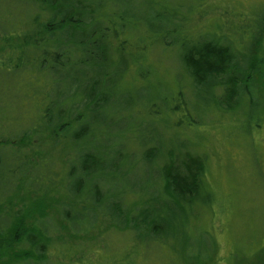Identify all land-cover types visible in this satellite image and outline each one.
<instances>
[{"label":"trees","instance_id":"16d2710c","mask_svg":"<svg viewBox=\"0 0 264 264\" xmlns=\"http://www.w3.org/2000/svg\"><path fill=\"white\" fill-rule=\"evenodd\" d=\"M20 1L34 8L30 20L24 19L14 29L9 18L13 16L15 0H0V43L6 45L1 49H6L7 55L11 53L6 68H0V79L13 84L26 83L28 77L18 71L34 67L51 71L60 81L55 93L41 97L27 95L24 99L26 106L38 107L39 120L26 126L18 140L21 153L16 156L28 168L7 195V203L0 205V264H67L84 247L71 242V254L65 255L63 247L68 241L63 232L71 233L73 238L86 235L100 220H106L111 230H131L152 241L173 235L170 230L180 225L186 228L191 213H198L195 202L203 200L206 191L202 153L181 147L179 154L176 149H169L160 159L159 146H144L141 150L133 147L125 126L116 120L119 115L106 112L114 98L118 100L122 95L118 83L122 73L117 71L115 79L112 72L115 67L119 70V59L128 61L126 41L117 47L109 35V30L115 33L112 36L119 35L117 18L126 22L120 9L110 12L105 9L104 0L97 4L91 0ZM149 1L162 4V11L156 16L159 24L149 25L150 40L182 47L184 68L194 84H211L213 91L223 88L224 101H236L239 95L246 97L257 91L251 80L260 59L251 62L248 55L252 48L264 46V14L249 33L242 31L244 36L250 34L253 41L246 52H240L232 45L237 40L228 43L216 33L210 36L183 33L186 19L178 14L183 3L170 7L168 0ZM184 1H188V10L193 11V1ZM28 27L32 29L24 30ZM242 61L247 64L245 67ZM169 109L174 111L177 107ZM111 126L117 132L111 133ZM58 148L62 154L57 153ZM136 149L142 153L138 159L133 151ZM57 158L68 174L64 180L59 178L61 181L53 178L59 174L54 166ZM149 162H155L161 175L155 179L160 181L151 193L145 190L138 202L132 194L125 195V189H129L127 173L141 177L140 167ZM0 174L12 183V170ZM69 180L70 190L64 196L61 189L66 183L69 186ZM45 181L51 186L44 188ZM1 186L5 187L2 182ZM132 189L129 191L135 192ZM144 196L147 198L143 199ZM51 255L57 261H51ZM61 257L66 262H60ZM184 258L187 264L201 262L191 250Z\"/></svg>","mask_w":264,"mask_h":264},{"label":"rangeland","instance_id":"374dc122","mask_svg":"<svg viewBox=\"0 0 264 264\" xmlns=\"http://www.w3.org/2000/svg\"><path fill=\"white\" fill-rule=\"evenodd\" d=\"M91 1L97 4L100 0ZM104 1L105 9L113 12L119 8L124 16L125 24L117 18L118 37L112 36L115 34L112 30L109 35L115 46L126 41L128 49L125 51L128 61L119 59V70L115 67L112 72L115 79L117 71L122 73V79L118 80L122 95L118 100L114 98L106 112L119 115L116 120L125 126L133 147L141 150L144 146H159L161 153L157 157L160 159L169 149H176L179 154L181 147L195 148L202 153L205 159L202 180L206 191L203 200L195 202L198 213H191L188 226L169 227L173 235L163 239L152 241L138 237L131 230H111L106 220H100L86 235L73 238L71 233L63 232L68 241L63 247L65 255L71 254L72 243L79 242L84 247L67 264H187L184 255L190 250L201 261L194 264H264V46L252 48L248 55L251 62L260 59L257 73L251 80L257 91L253 90L246 97L239 95L236 101H224L221 99L223 88L213 91L211 84H194L184 68L182 47L150 40L149 25L159 24L156 16L162 11L161 3ZM168 1L170 7L184 4L178 9V14L186 19L183 33L209 36L216 33L228 43L237 40L236 45H232L240 52H246L253 41L250 34L244 36L242 31L249 33L255 21L264 14V0H192L193 11L188 10V1ZM13 7L9 24L15 29L24 19L30 20L34 6L15 0ZM242 64L247 65L243 61ZM18 72L28 77L26 83L13 84L0 79V172L9 169L14 172L11 184L7 176L3 179L0 174V205L7 203V195L28 168V164L16 156L21 153L18 140L26 126L39 120L38 107L26 106L24 99L27 95L53 94L60 81L51 71L47 73L34 67ZM176 107L174 111L169 109ZM110 129L111 133L117 132L114 126ZM133 151L136 159L140 158L141 151ZM61 152L58 148L57 153ZM54 163L59 174L53 178L64 180L68 177L61 159L57 158ZM140 168L141 177L127 173L129 189H125V195L132 194L137 201L145 190L151 193L160 181L158 178L156 182L155 178L161 177L155 162ZM67 184L61 189L64 196L70 190V180L68 187ZM42 185L44 188L51 186L48 181ZM131 189L135 192L129 191ZM174 208L178 209L176 205ZM50 259L57 261L55 255ZM60 262L66 259L61 257Z\"/></svg>","mask_w":264,"mask_h":264},{"label":"flooded vegetation","instance_id":"af4514ba","mask_svg":"<svg viewBox=\"0 0 264 264\" xmlns=\"http://www.w3.org/2000/svg\"><path fill=\"white\" fill-rule=\"evenodd\" d=\"M1 46H5L6 47V45L5 44H2V43H0V68H6V65H7V63H9V61H11V53L9 54V55H7L6 54V49H5V51H3L2 49H1ZM7 55V56H6ZM13 61H16V58H15V56H14V60Z\"/></svg>","mask_w":264,"mask_h":264},{"label":"water","instance_id":"95a60500","mask_svg":"<svg viewBox=\"0 0 264 264\" xmlns=\"http://www.w3.org/2000/svg\"><path fill=\"white\" fill-rule=\"evenodd\" d=\"M0 164H1V159H0Z\"/></svg>","mask_w":264,"mask_h":264}]
</instances>
